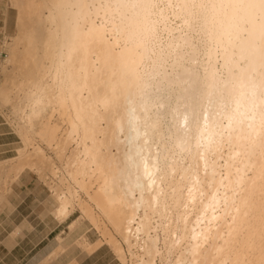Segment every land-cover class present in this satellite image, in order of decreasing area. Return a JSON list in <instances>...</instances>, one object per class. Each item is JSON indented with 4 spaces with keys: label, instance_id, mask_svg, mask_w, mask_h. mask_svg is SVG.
<instances>
[{
    "label": "clouds",
    "instance_id": "clouds-1",
    "mask_svg": "<svg viewBox=\"0 0 264 264\" xmlns=\"http://www.w3.org/2000/svg\"><path fill=\"white\" fill-rule=\"evenodd\" d=\"M39 25L21 127L59 112L105 207L176 264H264V0H45Z\"/></svg>",
    "mask_w": 264,
    "mask_h": 264
},
{
    "label": "bare ground",
    "instance_id": "bare-ground-1",
    "mask_svg": "<svg viewBox=\"0 0 264 264\" xmlns=\"http://www.w3.org/2000/svg\"><path fill=\"white\" fill-rule=\"evenodd\" d=\"M14 1L19 13L18 35L8 44L12 54L7 57V62L12 63L16 71L5 78L2 84L0 83V101L2 104L12 103L13 121L24 145L16 151L20 160L4 170L5 182L14 174V190L17 191L24 173L15 171L29 166L37 169L36 159L44 161L47 173H44L43 177L48 183L54 201V206L50 210L52 218L60 223L65 222L78 208L84 219L86 216L89 217L87 233L92 230L94 234H99L98 239L92 240L91 236L90 238L83 236L84 232L81 230L83 228L77 229V224H71L70 230L73 233L66 239L61 238L57 248L44 260V264H80L106 244L122 264H176L178 253H169L162 232L155 234L157 240L153 246L148 236L143 234L136 236L128 230L127 213L112 211L105 207L103 200L95 193L100 177L93 171L89 159L81 154V149L67 141L64 119L59 112L49 111L47 116L30 130L21 127L27 107L32 102L26 97L22 85L32 79L33 68L30 61L32 55H38V48L31 54L26 49L25 36L27 31L31 32L37 44H40L47 40V33L39 25L41 5L45 0ZM95 50L98 55H104L105 44L102 38L95 42ZM12 86H16L18 90L13 92ZM158 103L167 104V101L161 96ZM166 114L167 108L160 109L161 120L153 131L156 140H162L168 135ZM37 140L45 144L55 156L47 155L43 147L36 143ZM28 143L33 147V151L26 155ZM131 227L135 231L137 225L133 223ZM72 242L74 243L70 244ZM69 256L75 257H71L70 261L64 260Z\"/></svg>",
    "mask_w": 264,
    "mask_h": 264
},
{
    "label": "rangeland",
    "instance_id": "rangeland-1",
    "mask_svg": "<svg viewBox=\"0 0 264 264\" xmlns=\"http://www.w3.org/2000/svg\"><path fill=\"white\" fill-rule=\"evenodd\" d=\"M15 4V5H14ZM18 8L13 0H0V83L4 79L10 77L16 71L15 66L7 62L12 52L9 45L18 35ZM6 66V68H5ZM16 79V77H15ZM8 86H10L8 84ZM13 92L18 89L16 86ZM12 92V91H11ZM12 103L2 104L0 101V172L3 173L8 167L15 165L20 157L17 155V149L24 145L20 140L15 123L13 121ZM43 147L47 155L55 156V153L47 149V146L37 140L36 142ZM33 147L28 143L26 145V155L32 153ZM36 168L24 167L15 171V173H24L17 191L14 190V174H12L5 182V175L0 174V196L4 197L3 201L11 197L13 206L18 210L19 223L23 228L29 231L32 229L33 234L22 240V244L29 247L33 244H38L37 247L28 255L21 252L22 259L29 260L37 254L41 247L46 246L47 249L53 248L57 245L61 238L66 239L73 232L70 230L71 224H77V229H81L83 236H87L92 240L98 239V233L94 234L91 231L87 233V223L89 217L82 216L80 209L73 211L71 216L65 222H57L50 215V210L54 206V201L51 198V191L48 183L45 181L43 174L47 173V165L44 161L36 159ZM9 199V198H8ZM7 199V200H8ZM4 214V227L10 228L13 226L12 221L8 218V211L5 210ZM84 223V224H82ZM82 225V226H81ZM87 225V226H86ZM87 227V228H86ZM94 229V228H93ZM93 233V234H92ZM90 239V240H91ZM74 242L70 243L73 244ZM57 246L54 248L56 249ZM79 255V254H78ZM90 256V255H89ZM75 257V256H71ZM71 257L64 260L70 261ZM66 261V262H67ZM65 262V261H64ZM82 264H122L118 257L113 253L109 245L103 246L100 250L91 254L89 258H85ZM63 264V263H59Z\"/></svg>",
    "mask_w": 264,
    "mask_h": 264
},
{
    "label": "crops",
    "instance_id": "crops-1",
    "mask_svg": "<svg viewBox=\"0 0 264 264\" xmlns=\"http://www.w3.org/2000/svg\"><path fill=\"white\" fill-rule=\"evenodd\" d=\"M11 197H8V200L6 199V201H3L4 197L0 196V264H44V260L53 250H55L54 248L58 246L59 243L51 249H47L46 246L41 247L40 250L36 252L37 254L30 259V261L22 259V251L28 255V253L32 252L38 244H33L29 247H25L27 245L22 244L23 239L33 234L31 233L33 230L31 229L29 231L27 228H23L20 225L18 210L10 201ZM5 210L8 211V218L13 224V226L8 229L3 225V212Z\"/></svg>",
    "mask_w": 264,
    "mask_h": 264
}]
</instances>
